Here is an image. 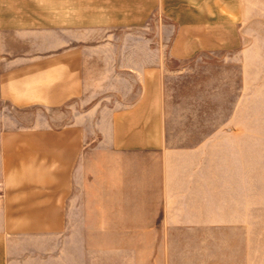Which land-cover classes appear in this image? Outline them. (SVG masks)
<instances>
[{"label": "crops", "instance_id": "0c3cea01", "mask_svg": "<svg viewBox=\"0 0 264 264\" xmlns=\"http://www.w3.org/2000/svg\"><path fill=\"white\" fill-rule=\"evenodd\" d=\"M256 17L264 0H0V264H174L177 232L254 239L257 205L240 203L255 189L254 127L169 145L161 82L199 49L241 47ZM84 96L87 120L44 113ZM90 127L86 181L75 169ZM85 181L91 204H163L164 215L106 228L103 247L91 235L90 255L65 232ZM177 204L205 211L175 216Z\"/></svg>", "mask_w": 264, "mask_h": 264}, {"label": "rangeland", "instance_id": "374dc122", "mask_svg": "<svg viewBox=\"0 0 264 264\" xmlns=\"http://www.w3.org/2000/svg\"><path fill=\"white\" fill-rule=\"evenodd\" d=\"M248 29L241 35L239 48L199 49L181 62L168 63L161 85L169 145L191 146L233 126L254 127L255 160L250 155L249 168L255 171V189L250 183V191H245L240 203L257 205L255 237L225 241L217 233L177 232L171 249L174 264H264V19L256 17ZM241 60L250 63L242 65ZM89 106L84 96L44 113L52 121L66 123L78 115L82 118ZM35 114L12 112L18 121L29 120ZM84 116L87 120V114ZM86 137L75 172L91 181V127ZM239 168L247 169V162L241 160ZM86 181L76 187L67 204L65 232L90 255L91 235L95 245L103 247L106 228L164 215L163 204H91V186ZM177 205L181 207L176 206L172 215L200 216L205 211L203 204ZM247 252L250 256L244 255Z\"/></svg>", "mask_w": 264, "mask_h": 264}]
</instances>
